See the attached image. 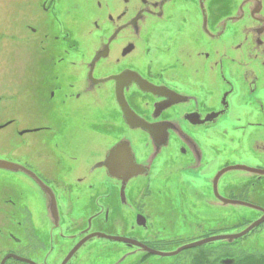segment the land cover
I'll use <instances>...</instances> for the list:
<instances>
[{"label":"flooded vegetation","instance_id":"1","mask_svg":"<svg viewBox=\"0 0 264 264\" xmlns=\"http://www.w3.org/2000/svg\"><path fill=\"white\" fill-rule=\"evenodd\" d=\"M6 1L32 14L11 43L41 47L46 59L35 60L29 88L52 127L13 130L27 150L0 157L11 164L0 168V241L15 244L0 251L1 263L14 255L49 264L35 258L51 256L55 240L68 256L97 234L156 251L138 204L151 192L188 226L211 218L225 227L235 213L239 233L264 218V0H223L221 9L216 0ZM194 14L204 40L194 37ZM220 122L237 126L215 137L209 130ZM55 124L50 150L33 149ZM251 233L264 238V223ZM95 240L104 239L88 240L68 264Z\"/></svg>","mask_w":264,"mask_h":264},{"label":"rangeland","instance_id":"2","mask_svg":"<svg viewBox=\"0 0 264 264\" xmlns=\"http://www.w3.org/2000/svg\"><path fill=\"white\" fill-rule=\"evenodd\" d=\"M222 3L223 0L219 2L216 0V8L221 9L223 7ZM24 10L31 9L25 8ZM31 15V12L28 11H16V8L9 1L5 2V0H0V124L12 120H15L17 123L13 128L11 127L5 132H0V157L13 159L19 157L20 152L27 150V148H21V138L17 137V135L15 136L13 130H23L27 126L36 124L33 123L30 125L27 122H40L39 124L41 126L52 127V122H49L48 117L40 112L41 100H38L40 105L38 110L36 108L38 101L35 99V94L32 92L31 95L30 93L34 89L31 90L29 88L35 85L34 77L36 75L34 74L37 73L35 72V60L46 59L43 56L39 57L37 54V51L40 54L41 47L36 46L33 42L26 41L22 43L19 41L11 43V40L15 38L14 36L18 35V31L15 30L14 26L18 23L21 26L22 23L29 22L32 18ZM198 21L199 17L194 14V37L198 38L197 40H200V37L204 40ZM31 23L34 22L31 21ZM195 33L197 34L195 35ZM8 39H10L9 42ZM207 51V53L211 52L209 50ZM198 64L201 65L200 60ZM197 69L204 68L199 67ZM194 70H196L195 64ZM26 87L29 89H24ZM101 123L103 122H98L97 124L100 132L112 136L119 134L117 130L111 129L108 123L106 125H100ZM92 125L96 127L95 122H92ZM235 126L237 125L234 122H220L217 127L209 131H215V137H224L223 132L227 130L226 136H228L231 133L229 127L233 128ZM59 127L62 126L55 124L52 130L43 132L37 138V141H34L36 146L33 149L36 151L42 149L44 151L50 150L49 146L52 147L56 143L52 135L59 134L57 133L60 129ZM83 134L89 133L86 132ZM30 144L31 142L28 141L27 147ZM233 174L235 173L228 175ZM159 189L160 185L156 187V190ZM134 196L137 197L136 191L134 192ZM138 204L143 206L144 209H147L146 215L148 214L150 221L148 233L150 234V239L156 241L151 247H155L156 251L162 253H172L182 246L195 243L207 237L236 234L244 224L239 217L235 216V213H231L230 221L225 227H221L219 225L220 222H215L211 218L210 220H194V226H188L187 224L190 220H184L180 215L169 216L168 206L162 204L158 196L152 192L147 197L139 198ZM165 206L167 208L164 209ZM173 206L174 208H180L176 203ZM170 208L172 209L171 206ZM64 224H68V222H64ZM108 232L121 234L117 229H115L114 233L111 231ZM131 237L138 239L137 234ZM53 247L55 249H52L51 256L45 255L46 252H41L35 259L39 262L48 260L49 264H57L62 258L67 256L65 247L58 244V241H54ZM121 247L122 245L120 244L106 240H95L80 252L79 259L81 261H74L73 264H196L198 260H201L203 264H220V262L223 264L225 260L235 262L236 259L245 256H264V238L257 237L256 233H251L231 244L227 242H215L201 248L186 250L174 257H158L147 253L126 254ZM14 248V242L8 237L0 243V251ZM21 255L28 257L25 254ZM2 256H0V263Z\"/></svg>","mask_w":264,"mask_h":264},{"label":"water","instance_id":"3","mask_svg":"<svg viewBox=\"0 0 264 264\" xmlns=\"http://www.w3.org/2000/svg\"><path fill=\"white\" fill-rule=\"evenodd\" d=\"M122 101L125 105V107L127 108V110L129 111L128 106L125 104V101L122 98ZM120 104L122 105V103L120 102ZM125 107H122V110L124 111V113L126 115H128L127 110ZM137 123V122H136ZM130 125H135L132 124V122H129ZM137 126H140L138 124H136ZM143 127V126H141ZM7 164V165H6ZM8 165L10 166V163H6L3 161H0V168L2 169H8ZM137 169V168H136ZM231 203H235L238 204L239 202H231ZM262 223H264V218L261 219L260 221L255 222L254 224H252L250 227H248L247 229H245L244 231H242L241 233H237V234H231V235H223V236H213V237H208L206 239L197 241L195 243L189 244V245H185L180 247L179 249H177L176 251L172 252V253H162V252H158L155 250H152L146 246H143L135 241L129 240V239H125V238H120V237H113V236H108L105 234H97L94 235L93 237L82 241L68 256L67 258L64 260V262L62 264H68L69 261L74 257V255L77 253V251L86 243L88 242V240L97 237L98 239H104V240H108V241H112V242H117V243H126V244H131L133 246H137L140 247V249H142V251L147 252L148 254L154 255V256H158V257H174L177 256L179 254H181L182 252L186 251V250H190V249H196V248H200L203 247L205 245L211 244V243H215V242H227L229 244L234 243L236 240L241 239L243 237H245L250 231H252L255 227H258L259 225H261ZM14 258L17 261L26 263V264H34L33 262L25 259V258H20L14 255H8L1 264H6V262L11 259ZM223 264H233V262L231 260H225L223 262Z\"/></svg>","mask_w":264,"mask_h":264},{"label":"trees","instance_id":"4","mask_svg":"<svg viewBox=\"0 0 264 264\" xmlns=\"http://www.w3.org/2000/svg\"><path fill=\"white\" fill-rule=\"evenodd\" d=\"M233 260V259H232ZM196 264H203L201 260H198ZM218 264V263H211ZM220 264H222L220 262ZM233 264H264V256H245L239 259H236Z\"/></svg>","mask_w":264,"mask_h":264},{"label":"bare ground","instance_id":"5","mask_svg":"<svg viewBox=\"0 0 264 264\" xmlns=\"http://www.w3.org/2000/svg\"><path fill=\"white\" fill-rule=\"evenodd\" d=\"M180 255V254H179ZM178 256V255H177Z\"/></svg>","mask_w":264,"mask_h":264}]
</instances>
